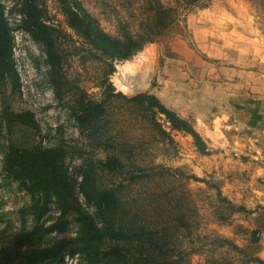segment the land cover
Returning a JSON list of instances; mask_svg holds the SVG:
<instances>
[{
	"label": "rangeland",
	"instance_id": "1",
	"mask_svg": "<svg viewBox=\"0 0 264 264\" xmlns=\"http://www.w3.org/2000/svg\"><path fill=\"white\" fill-rule=\"evenodd\" d=\"M52 27L69 91L57 94L43 42L26 0H2L13 36L18 80H0V264L32 263L31 246L78 235V210L63 211L53 195H33L6 159L10 146L63 145L76 206L101 225L132 238L109 240L97 264H264V0H202L154 42L129 58H109L70 23L68 7L84 8L101 27L133 32L157 0H35ZM259 57V60L256 58ZM109 58L108 62L106 59ZM263 58V59H262ZM112 61L114 91L104 83ZM151 91L190 118L208 143L201 152L191 134L150 124L132 96ZM82 93L103 100L105 113L82 130L72 105ZM32 110L39 127L2 119L3 109ZM116 153L121 171L101 162ZM111 190L104 210L83 189ZM59 264H89L79 250Z\"/></svg>",
	"mask_w": 264,
	"mask_h": 264
},
{
	"label": "trees",
	"instance_id": "2",
	"mask_svg": "<svg viewBox=\"0 0 264 264\" xmlns=\"http://www.w3.org/2000/svg\"><path fill=\"white\" fill-rule=\"evenodd\" d=\"M157 1L158 6L152 9L150 19L141 22L137 32H133L129 26L124 24L121 27L120 35H112L107 32L101 27L100 21L84 8L68 7L67 13L73 27L89 39L94 47L107 52L109 58H129L135 52L143 49L147 43L157 40L171 24L180 18L179 6H166L161 0ZM201 1L179 0L180 3L189 8L198 5ZM26 8L35 35L46 47L54 89L57 94H64L70 90L67 87L70 81L64 72L62 57L55 49L52 27L43 19V11L35 0H26ZM13 47L11 27L5 14L4 3L0 0V80L4 77H10L15 83L19 76L15 66ZM109 58L106 59L107 62ZM109 64L110 68L105 73L104 83L115 91L116 88L110 75L114 73L116 67L112 61H109ZM119 93L129 101L139 105L144 112L145 119L150 124L162 127L161 116H164L173 128L191 134L195 145L201 152L209 151L207 141L193 121L170 108L157 94L149 90L132 96L123 92ZM71 107L82 130L91 128L92 122L99 119L106 110L103 100L89 97L87 93H82L77 97L76 103ZM2 119L7 123L19 122L34 128L39 127V121L32 110L16 111L5 108L2 111ZM66 154L63 145H36L31 148L12 145L6 154L13 175L23 180L29 192L33 195L38 192L53 195L56 203L64 212L76 208L82 224L78 235L63 238L52 245L31 246L26 249L25 257L32 263L59 264L67 251L79 249L89 264H97L108 250L106 243L109 240L132 238L137 233L124 228H115L108 224L101 225L92 214L74 204ZM101 162L108 170L121 171L125 168V162L116 153H107ZM83 191L90 201L104 210L115 209L118 204V196L114 191L96 188H84ZM105 264L116 263L111 257Z\"/></svg>",
	"mask_w": 264,
	"mask_h": 264
},
{
	"label": "crops",
	"instance_id": "3",
	"mask_svg": "<svg viewBox=\"0 0 264 264\" xmlns=\"http://www.w3.org/2000/svg\"><path fill=\"white\" fill-rule=\"evenodd\" d=\"M263 50H264V38H263ZM256 58L259 60V57L258 56H256ZM261 97L263 98V100H262V106H261V109H262V108H264V95L261 96Z\"/></svg>",
	"mask_w": 264,
	"mask_h": 264
}]
</instances>
